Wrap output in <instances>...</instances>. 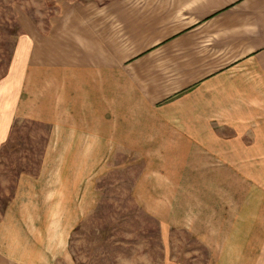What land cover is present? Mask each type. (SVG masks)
Masks as SVG:
<instances>
[{
  "label": "crops",
  "instance_id": "0c3cea01",
  "mask_svg": "<svg viewBox=\"0 0 264 264\" xmlns=\"http://www.w3.org/2000/svg\"><path fill=\"white\" fill-rule=\"evenodd\" d=\"M53 1L47 25L22 17L0 80V148L19 120L48 130L0 215V264H74L119 153L141 163L133 198L163 233L191 231L210 264L257 263L238 217L264 152V0Z\"/></svg>",
  "mask_w": 264,
  "mask_h": 264
},
{
  "label": "rangeland",
  "instance_id": "374dc122",
  "mask_svg": "<svg viewBox=\"0 0 264 264\" xmlns=\"http://www.w3.org/2000/svg\"><path fill=\"white\" fill-rule=\"evenodd\" d=\"M54 10L53 0H0V80L10 67L22 31V17L47 25ZM47 133L43 123L19 120L8 144L0 148V215L14 193L19 175L39 169ZM255 138L258 142L247 137L249 144L264 140V137ZM257 156L258 161L254 156L249 157V167L243 169L247 181L243 201L247 216L238 219L247 223V231L245 235L242 232L239 243H257L242 254L254 257L257 263L252 264H264V152ZM117 157V162L113 161L99 179L97 207L81 221L71 237L74 264H210L211 251L191 231L171 228L163 233L160 222L133 198V178L141 163L127 153H119ZM215 258L217 264L221 257Z\"/></svg>",
  "mask_w": 264,
  "mask_h": 264
},
{
  "label": "trees",
  "instance_id": "16d2710c",
  "mask_svg": "<svg viewBox=\"0 0 264 264\" xmlns=\"http://www.w3.org/2000/svg\"><path fill=\"white\" fill-rule=\"evenodd\" d=\"M16 123H17V122H16ZM16 123H15V124H16ZM7 144H8V143H7ZM44 148H45V147H43V150H42V152H44ZM41 161H42V160H40V161H39V163H40V164H41ZM39 163H38V168H39V166H40V164H39ZM37 171H38V169H37ZM35 173H36V172H35ZM13 194H14V193H13ZM13 194H12V195H11V197L9 198L8 202H9V201H10V199L12 198ZM8 202H7V204H8ZM7 204H6V206H7ZM6 206H5V208H6ZM5 208L3 209V212H4ZM3 212H2V213H3Z\"/></svg>",
  "mask_w": 264,
  "mask_h": 264
}]
</instances>
